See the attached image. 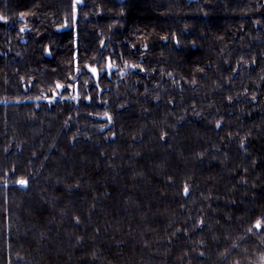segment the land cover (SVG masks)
Wrapping results in <instances>:
<instances>
[{
	"label": "trees",
	"instance_id": "1",
	"mask_svg": "<svg viewBox=\"0 0 264 264\" xmlns=\"http://www.w3.org/2000/svg\"><path fill=\"white\" fill-rule=\"evenodd\" d=\"M0 264H264V0H0Z\"/></svg>",
	"mask_w": 264,
	"mask_h": 264
},
{
	"label": "snow or ice",
	"instance_id": "2",
	"mask_svg": "<svg viewBox=\"0 0 264 264\" xmlns=\"http://www.w3.org/2000/svg\"><path fill=\"white\" fill-rule=\"evenodd\" d=\"M91 70L93 71V73L96 72V69H95V68H93V69H91ZM57 87H60V86L58 85ZM109 119H110V118H109ZM20 183H21V184H25L26 182H25V181H20ZM185 191H187V189H185ZM255 227H256L257 229H260V228H261V222H260V221H257Z\"/></svg>",
	"mask_w": 264,
	"mask_h": 264
}]
</instances>
